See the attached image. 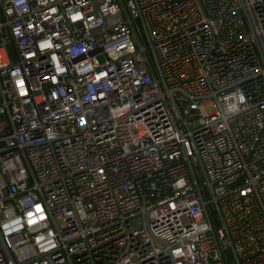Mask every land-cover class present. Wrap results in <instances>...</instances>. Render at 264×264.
I'll return each instance as SVG.
<instances>
[{
	"label": "built area",
	"instance_id": "1",
	"mask_svg": "<svg viewBox=\"0 0 264 264\" xmlns=\"http://www.w3.org/2000/svg\"><path fill=\"white\" fill-rule=\"evenodd\" d=\"M229 252L264 264V0H0V264Z\"/></svg>",
	"mask_w": 264,
	"mask_h": 264
},
{
	"label": "rangeland",
	"instance_id": "2",
	"mask_svg": "<svg viewBox=\"0 0 264 264\" xmlns=\"http://www.w3.org/2000/svg\"><path fill=\"white\" fill-rule=\"evenodd\" d=\"M139 28H140L141 34H142V38H141L142 41L149 45V40H148V37H147L146 31L144 29V26L142 24L141 19L139 20ZM132 35H133L134 40L136 41V37H135L134 32L132 33ZM206 108L209 111L213 110V107H212L210 102L206 103ZM228 255H229L230 264H237V260H236V257L234 256V254L232 252H229Z\"/></svg>",
	"mask_w": 264,
	"mask_h": 264
},
{
	"label": "clouds",
	"instance_id": "3",
	"mask_svg": "<svg viewBox=\"0 0 264 264\" xmlns=\"http://www.w3.org/2000/svg\"><path fill=\"white\" fill-rule=\"evenodd\" d=\"M23 2V0H17V3H22ZM26 10V9H25ZM17 31H18V29H17ZM50 45H43V47H49Z\"/></svg>",
	"mask_w": 264,
	"mask_h": 264
}]
</instances>
